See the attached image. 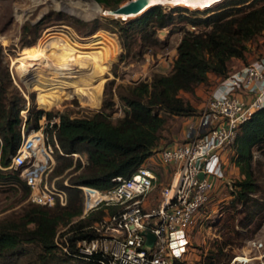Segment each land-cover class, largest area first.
Segmentation results:
<instances>
[{"label": "rangeland", "instance_id": "obj_1", "mask_svg": "<svg viewBox=\"0 0 264 264\" xmlns=\"http://www.w3.org/2000/svg\"><path fill=\"white\" fill-rule=\"evenodd\" d=\"M124 1L126 0H122L119 4ZM92 2L95 1L0 0V72L4 75L7 96H16L23 101L18 116L21 123L25 124L28 118L27 126H23L26 133L33 130L32 119L37 111L41 112L37 114L38 127L44 125L47 120L45 113L48 112L52 115L66 114L71 118H82L93 112L102 111L114 122L123 114L122 105L116 95L117 87L139 81L149 82L153 75L168 74L181 37L180 30L183 27L190 31L194 30L185 23V19L191 16L204 17L201 13L206 9L172 5L171 0L155 4L165 13L176 10L171 12V23L155 31L158 43L145 45L139 34H134L127 38V45L123 50L115 33V23L109 21L123 19L102 16V9H111V7L99 4L97 5L101 7L100 11L92 16L90 10ZM93 20H97L101 25L92 28ZM263 56L264 32L248 44L244 62L231 60L230 70L233 72ZM37 79L54 80V83L59 84L51 92L38 93L30 88L29 84ZM218 79L217 75L208 73L207 83L197 85L193 93L179 92L180 98L194 109V117L201 112L211 88ZM68 91V100L61 107L51 106L43 109L34 98L45 94H66ZM183 119L174 116L168 118L161 130L159 146L171 142H183L184 135L180 138L179 134L182 129L180 121ZM263 149L252 150V162L262 164V171L261 168L260 171H255L260 185L258 193L253 196L257 202L236 200L232 193L233 182L239 180L240 175L237 168H233L229 163L231 148L225 151L227 160L224 179L215 185L208 203L197 214L196 222L188 231L180 264H208L207 258L219 254L217 248L222 246L221 251L227 258L224 263L222 259V264H264ZM68 156L72 161L70 169L63 170L60 175H52L55 167L61 164L60 160L56 162L55 154L53 155L49 178L57 176L56 184L66 179L68 181L69 177L78 174L84 167L77 157L72 154ZM154 160L152 156L143 163L156 174V188L149 200L150 206L156 205L157 189L167 183L166 172L171 169L169 166L158 167L154 164ZM15 175L16 171L0 167V218L19 211L21 206L29 203L26 198H22L21 190L13 183ZM104 214L105 210L100 207L88 216L81 217V208L80 215L73 217L67 225L57 227L54 236L56 240H54L58 248L65 246L66 251L69 252L68 238L76 233L77 229L74 225L79 220L88 222L90 226ZM73 244L71 250L74 251L76 241Z\"/></svg>", "mask_w": 264, "mask_h": 264}, {"label": "trees", "instance_id": "obj_2", "mask_svg": "<svg viewBox=\"0 0 264 264\" xmlns=\"http://www.w3.org/2000/svg\"><path fill=\"white\" fill-rule=\"evenodd\" d=\"M94 1L113 9L122 0ZM175 4L206 8L201 13L204 17L185 19V23L194 30L184 27L180 30L181 37L168 74L153 75L149 82L139 81L117 87L116 95L123 108L121 117L112 122L110 116L102 111L82 118L45 113L47 120L57 116L58 122L52 123V128L64 154L55 151L56 162L60 160L61 164L55 167L52 175H60L72 166L68 156L71 153L84 158V167L69 177V186L63 187L67 195L64 206L48 208L27 203L19 211L0 218V264H101L102 258L98 253L85 259L77 250H71L75 241L94 237L86 229L88 222L79 220L74 225L77 231L68 238L69 252L62 251L54 243L57 227L67 225L81 213L82 197L77 186L106 190L113 185L112 178L128 177L159 146L161 130L170 116L186 119L194 115V109L180 98L179 92L193 93L197 85L207 83L208 73L217 75L219 79L225 77L230 72L231 60L244 62L248 44L264 32V0H216L204 6ZM171 12L165 13L160 6L154 5L134 18L109 21L115 23V33L125 50L127 38L134 34H139L145 45L157 44L155 31L171 23ZM98 23L93 20L91 27H99L101 24ZM54 82L37 79L29 84L38 93H46L55 90L59 83ZM5 85L4 75L0 72L1 168L8 165L19 143L21 120L18 111L23 102L16 96H7ZM68 93L34 98L43 109L61 107L68 100ZM38 113L41 112L33 115V130L38 128ZM27 121L28 118L24 126H27ZM263 148L264 106L239 125L231 145L229 163L237 168L240 175V179L233 182L232 193L239 202H257L253 196L258 193L260 185L255 171L259 168L262 171V164L252 162V150ZM13 179L25 199L28 187L16 175ZM57 185L62 186L61 183ZM222 247L217 248L219 254L207 258L208 264H222V259L225 262L227 258L221 251Z\"/></svg>", "mask_w": 264, "mask_h": 264}, {"label": "built area", "instance_id": "obj_3", "mask_svg": "<svg viewBox=\"0 0 264 264\" xmlns=\"http://www.w3.org/2000/svg\"><path fill=\"white\" fill-rule=\"evenodd\" d=\"M263 106L264 56L221 78L197 115V123H187L183 142L158 146L147 158L154 156L155 165L171 168L166 172L167 183L157 189L155 206L149 200L156 174L145 164L126 178H112L113 185L106 190L77 186L81 217L100 207L105 210L87 227L94 237L76 241L77 253L85 259L98 253L101 264H180L188 231L215 185L224 179L225 151L231 148L239 125ZM57 122L52 117L29 133L22 122L19 143L4 167L16 171L28 187L29 203L48 208L66 204L63 187L69 186L67 179L58 186L57 176L49 178L55 151L64 155L52 128ZM71 154L85 163L80 154ZM145 233L153 236L151 245L145 244ZM61 249L66 252L65 246Z\"/></svg>", "mask_w": 264, "mask_h": 264}, {"label": "water", "instance_id": "obj_4", "mask_svg": "<svg viewBox=\"0 0 264 264\" xmlns=\"http://www.w3.org/2000/svg\"><path fill=\"white\" fill-rule=\"evenodd\" d=\"M135 0H126L123 3L117 5L113 9H102L101 15L105 17H111V18H120V19H130L134 18L141 13H143L149 6L151 5H143L141 7H138L136 9L130 10L129 6L134 2ZM97 4V3H96ZM155 5V4H153ZM199 177L201 178L202 175L199 174ZM145 244L151 245V242L153 240V236L150 233H145Z\"/></svg>", "mask_w": 264, "mask_h": 264}, {"label": "bare ground", "instance_id": "obj_5", "mask_svg": "<svg viewBox=\"0 0 264 264\" xmlns=\"http://www.w3.org/2000/svg\"><path fill=\"white\" fill-rule=\"evenodd\" d=\"M214 1H216V0H177V1L171 0L172 4L185 3V4H190V5H201V6H204L206 4H210ZM154 3L162 4V3H166V0H135L129 6V8H130V10H133V9H136V8L141 7L143 5H151ZM90 7H91L90 10L92 11V16H93V14H97L100 11V7L95 2L90 3Z\"/></svg>", "mask_w": 264, "mask_h": 264}, {"label": "crops", "instance_id": "obj_6", "mask_svg": "<svg viewBox=\"0 0 264 264\" xmlns=\"http://www.w3.org/2000/svg\"><path fill=\"white\" fill-rule=\"evenodd\" d=\"M237 60V59H236ZM238 61V60H237ZM230 72H231V70H230ZM229 72V73H230ZM228 73V74H229ZM219 80L220 79H218L217 80V82H216V84H214L213 85V87L211 88V90H210V93H209V96L214 92V90H215V88H216V86L218 85V82H219ZM208 96V97H209ZM205 105V104H204ZM202 107V106H201ZM192 122V123H194V124H196L197 123V116L196 117H194V116H192V117H188L187 119H183V120H181L180 121V124L182 125L181 126V130H180V132H179V134H180V138H183V135H184V132H185V130H186V125H187V123L188 122ZM175 139H177V137L175 138ZM148 160V159H147ZM231 164V163H230ZM232 165V164H231ZM233 166V165H232ZM233 168H234V166H233Z\"/></svg>", "mask_w": 264, "mask_h": 264}]
</instances>
